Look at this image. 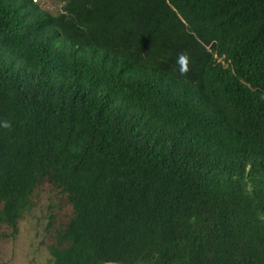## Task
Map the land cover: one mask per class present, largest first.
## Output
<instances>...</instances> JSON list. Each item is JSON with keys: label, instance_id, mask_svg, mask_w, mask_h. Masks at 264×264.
Here are the masks:
<instances>
[{"label": "trees", "instance_id": "1", "mask_svg": "<svg viewBox=\"0 0 264 264\" xmlns=\"http://www.w3.org/2000/svg\"><path fill=\"white\" fill-rule=\"evenodd\" d=\"M50 1L0 0V242L40 197L52 264H264V0Z\"/></svg>", "mask_w": 264, "mask_h": 264}, {"label": "rangeland", "instance_id": "2", "mask_svg": "<svg viewBox=\"0 0 264 264\" xmlns=\"http://www.w3.org/2000/svg\"><path fill=\"white\" fill-rule=\"evenodd\" d=\"M39 6L51 14L59 10V6L50 0H43ZM37 202L39 206L18 223L15 238L0 242V264H52L45 249L38 245L44 199L39 197Z\"/></svg>", "mask_w": 264, "mask_h": 264}, {"label": "clouds", "instance_id": "3", "mask_svg": "<svg viewBox=\"0 0 264 264\" xmlns=\"http://www.w3.org/2000/svg\"><path fill=\"white\" fill-rule=\"evenodd\" d=\"M43 0H31L33 3H41ZM193 56L187 49L181 51L176 58L177 70L181 76H188V73L192 70ZM0 128L11 130V122L4 120L0 121Z\"/></svg>", "mask_w": 264, "mask_h": 264}]
</instances>
